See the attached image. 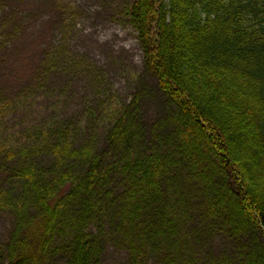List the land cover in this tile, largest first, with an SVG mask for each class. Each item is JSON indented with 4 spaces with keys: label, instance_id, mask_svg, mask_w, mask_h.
Listing matches in <instances>:
<instances>
[{
    "label": "trees",
    "instance_id": "16d2710c",
    "mask_svg": "<svg viewBox=\"0 0 264 264\" xmlns=\"http://www.w3.org/2000/svg\"><path fill=\"white\" fill-rule=\"evenodd\" d=\"M125 14L177 109L171 133L147 139L116 95L59 118L72 98L48 86L49 63L0 93V264H264V0H132ZM248 231L259 247L199 263L217 253L205 238Z\"/></svg>",
    "mask_w": 264,
    "mask_h": 264
},
{
    "label": "rangeland",
    "instance_id": "374dc122",
    "mask_svg": "<svg viewBox=\"0 0 264 264\" xmlns=\"http://www.w3.org/2000/svg\"><path fill=\"white\" fill-rule=\"evenodd\" d=\"M131 1L0 0V93H12L29 80L36 81L33 75L42 73L49 63L48 86L66 90L72 98L59 118L69 117L67 107L86 93L92 105L116 95L124 102H136L147 139L165 143L161 135H170L177 109L143 65L136 32L125 14ZM178 191L183 190H171ZM8 224L0 214V233ZM261 241L251 231L235 239L217 233L202 243L206 251L217 253L197 258L199 263L223 259L231 249L246 251L248 245L255 249ZM107 260L118 264L120 257L109 255ZM243 262L242 256L235 257V264Z\"/></svg>",
    "mask_w": 264,
    "mask_h": 264
}]
</instances>
